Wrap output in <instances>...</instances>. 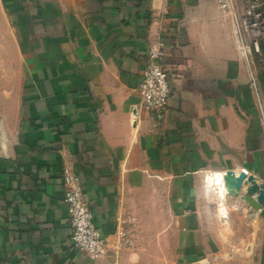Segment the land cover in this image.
Here are the masks:
<instances>
[{"label": "crops", "instance_id": "1", "mask_svg": "<svg viewBox=\"0 0 264 264\" xmlns=\"http://www.w3.org/2000/svg\"><path fill=\"white\" fill-rule=\"evenodd\" d=\"M237 21L217 0H0V264H264V208L239 225L253 252L226 255L205 200L209 173L264 179ZM159 39L162 121L137 92ZM64 167L102 237L135 217L140 249L93 262L73 248Z\"/></svg>", "mask_w": 264, "mask_h": 264}, {"label": "rangeland", "instance_id": "2", "mask_svg": "<svg viewBox=\"0 0 264 264\" xmlns=\"http://www.w3.org/2000/svg\"><path fill=\"white\" fill-rule=\"evenodd\" d=\"M229 12L238 20L240 48L244 54V60L250 67L251 92L254 97V108L251 110L256 109L258 122L264 131V0H229ZM254 168L251 167L252 170ZM244 174L246 179H242L236 191L230 184L228 186L216 185L214 181L216 173H209L206 178L207 184L205 185L210 187L213 195L212 198L205 199L206 205L216 207L219 219L225 222L222 233L228 240L223 249L226 255L253 252V241L245 244L243 240L250 237L252 239V235L256 234V231L239 228V225L242 220L247 221L248 218L253 220L251 211L257 209L258 206L264 208V203L258 201L262 191L264 193L262 188L264 179L252 174ZM235 175L239 177L238 180L241 179L243 173ZM121 224L130 242L124 243L117 255L114 253L117 257L121 251L140 249L136 236L137 219L130 216L124 218ZM147 264H170V262L165 259L164 261H151Z\"/></svg>", "mask_w": 264, "mask_h": 264}, {"label": "built area", "instance_id": "3", "mask_svg": "<svg viewBox=\"0 0 264 264\" xmlns=\"http://www.w3.org/2000/svg\"><path fill=\"white\" fill-rule=\"evenodd\" d=\"M217 1L223 10L229 11V0ZM163 57L164 42L159 39L156 46L149 51L148 65L137 90L140 108L154 115L159 121L164 119L172 95L170 80L161 64ZM62 178L65 189L64 203L67 206L73 248L93 262L105 257L111 244H114V253L117 255L120 247L130 242L122 224L117 232L115 243L102 237L94 223L93 212L84 199L80 177L71 168L64 167ZM195 264H211V261L204 259Z\"/></svg>", "mask_w": 264, "mask_h": 264}, {"label": "bare ground", "instance_id": "4", "mask_svg": "<svg viewBox=\"0 0 264 264\" xmlns=\"http://www.w3.org/2000/svg\"><path fill=\"white\" fill-rule=\"evenodd\" d=\"M240 178L241 179L237 180V178L232 175L219 173L216 176H214V181L216 185H221V186H228V184H230V186L236 191L238 187L240 186V183L243 177H240ZM263 197H264V193L262 191V193L259 195V199H262Z\"/></svg>", "mask_w": 264, "mask_h": 264}, {"label": "water", "instance_id": "5", "mask_svg": "<svg viewBox=\"0 0 264 264\" xmlns=\"http://www.w3.org/2000/svg\"><path fill=\"white\" fill-rule=\"evenodd\" d=\"M242 177H243V179H246V175L244 173H243V176ZM262 188L264 189V184H263ZM258 201L261 202V203H264L263 202V198L262 199H258Z\"/></svg>", "mask_w": 264, "mask_h": 264}]
</instances>
